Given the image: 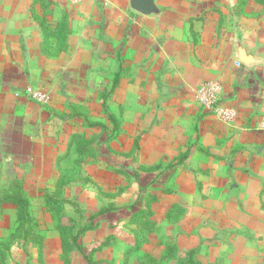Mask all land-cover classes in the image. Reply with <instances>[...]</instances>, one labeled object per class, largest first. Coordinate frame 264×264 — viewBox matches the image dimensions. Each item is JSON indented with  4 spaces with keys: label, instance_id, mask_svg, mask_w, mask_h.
Returning <instances> with one entry per match:
<instances>
[{
    "label": "rangeland",
    "instance_id": "obj_1",
    "mask_svg": "<svg viewBox=\"0 0 264 264\" xmlns=\"http://www.w3.org/2000/svg\"><path fill=\"white\" fill-rule=\"evenodd\" d=\"M157 2L187 17L207 4L215 60L194 74L207 77L200 87L219 81L220 105L236 118L200 104V87L186 106L174 98L188 76L151 72L148 58L156 67L162 55L122 39L127 0H75L84 11L72 19L75 42H23L3 22L0 264H264V83L250 102L219 61L242 29L264 46V0ZM173 19L163 22L186 37L168 51L187 68L190 20ZM17 197L29 222L17 219Z\"/></svg>",
    "mask_w": 264,
    "mask_h": 264
},
{
    "label": "crops",
    "instance_id": "obj_2",
    "mask_svg": "<svg viewBox=\"0 0 264 264\" xmlns=\"http://www.w3.org/2000/svg\"><path fill=\"white\" fill-rule=\"evenodd\" d=\"M129 1L130 0H127L130 13H128V21L124 25L125 32L121 34L122 39L126 40L127 45H130L140 37V40L143 42V48L147 45L145 41H148L152 50L156 54L159 53V55H162L161 59H157L158 65L156 67V60L153 59V57L148 58L149 65H151V72H156L155 70L160 69L163 76H168L171 73L173 74H171L170 77L176 75L188 76L185 77L187 80H183V78L179 81L177 80V82L183 86L171 88V91L174 93V98L183 106H186L192 94L189 95V88L195 87L196 92L201 83L204 82V79L207 78L198 73L194 74L196 68H201L203 65L211 70L213 69L215 60L212 55L215 23L210 15L207 4H197L195 7V14L187 17L181 14V10H178L179 7L161 5L157 2L158 0H154L156 8L154 12L150 14H141L130 7ZM73 2H75V0H0V24L2 25L3 22H6L7 24L5 26L13 31V36L23 42L29 39L36 43L54 45L58 42H64V38L69 42H71L73 38L72 42H75L74 39L78 38V35H74V37L73 33L70 31L73 28L72 19L74 17L78 19L77 16L74 15L81 12L83 13L84 11L80 6L74 5ZM132 15L133 18H131ZM171 16L174 17L173 20L178 23H186L189 20L193 22L190 23L189 21L188 29H186L188 31V36L190 33L194 39L193 42H190L192 53H187L189 57L186 59L188 61L191 60L190 67L184 68L181 64H174L177 57L176 55L179 54L169 52L171 50L167 47L168 44L170 45L173 41L172 46H175L174 50L176 51V47L179 46L177 41H175L178 36L177 33L186 37L183 31L171 30L170 20L167 21V23L163 22L165 18H170ZM27 28L29 30L26 32L25 30ZM243 32V29L242 32L237 31L236 37L231 39L232 48H229L228 43H226V51H221L219 61L221 62L220 64L225 63V66L232 68L231 72L235 78L232 87H236L238 93L239 89H242V87H248V89H251L248 92L252 93L253 91H258L257 87H260V85L264 83V46L261 44H250ZM181 47L183 46L181 45ZM52 52L53 51H49L48 53ZM161 52L163 54H161ZM177 52L182 51L179 50ZM117 53L118 49L116 51V54ZM192 59L195 61L196 65H194ZM210 60L211 64L208 63ZM117 63L118 68L114 74V82L117 81L121 68L118 58ZM173 65H175L176 72L170 68L174 67ZM219 66L221 65H217L216 68H219ZM190 74H193V80H189ZM251 98L254 99L253 93L248 95L250 102ZM244 99L247 101L246 97H244ZM247 121L240 124L244 128H249L248 124L246 125ZM244 124L246 126H244Z\"/></svg>",
    "mask_w": 264,
    "mask_h": 264
},
{
    "label": "built area",
    "instance_id": "obj_3",
    "mask_svg": "<svg viewBox=\"0 0 264 264\" xmlns=\"http://www.w3.org/2000/svg\"><path fill=\"white\" fill-rule=\"evenodd\" d=\"M222 86L218 81H209L203 84L197 92V99L204 107L213 110L223 121L230 122L236 118V111L220 105ZM28 95L42 104L47 101L44 92L28 89Z\"/></svg>",
    "mask_w": 264,
    "mask_h": 264
},
{
    "label": "water",
    "instance_id": "obj_4",
    "mask_svg": "<svg viewBox=\"0 0 264 264\" xmlns=\"http://www.w3.org/2000/svg\"><path fill=\"white\" fill-rule=\"evenodd\" d=\"M130 7L141 13V14H150L155 11L154 0H130Z\"/></svg>",
    "mask_w": 264,
    "mask_h": 264
},
{
    "label": "trees",
    "instance_id": "obj_5",
    "mask_svg": "<svg viewBox=\"0 0 264 264\" xmlns=\"http://www.w3.org/2000/svg\"><path fill=\"white\" fill-rule=\"evenodd\" d=\"M14 202L17 205V219L19 221H21V219H23L24 221L29 222L30 218L28 215H26V212H24V207L27 205L26 200L24 199V197H17L14 198Z\"/></svg>",
    "mask_w": 264,
    "mask_h": 264
}]
</instances>
